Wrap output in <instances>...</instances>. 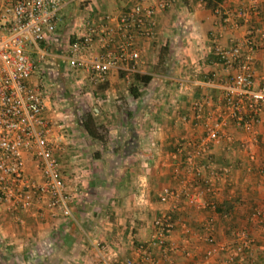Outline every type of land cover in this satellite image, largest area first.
I'll return each instance as SVG.
<instances>
[{
    "label": "crops",
    "instance_id": "crops-1",
    "mask_svg": "<svg viewBox=\"0 0 264 264\" xmlns=\"http://www.w3.org/2000/svg\"><path fill=\"white\" fill-rule=\"evenodd\" d=\"M71 1L64 0L55 24L56 41L48 42L50 55L35 65L31 81L42 85L47 139L73 197L72 217L53 214L39 204L28 209L0 205V264H101L102 259L120 264H221L226 253L217 247L238 227L250 231L259 245L260 231L248 215L238 214L259 204L262 196L258 167L264 164V108L254 125L255 142L226 120L223 129L229 139L223 145L227 149L215 145L209 153L217 166L231 167L229 181L218 184L220 201L232 196L243 202L228 219L183 199L160 202L158 194L164 187L179 185L183 156L203 134L201 123L180 125L177 117L191 114L190 102L196 99L207 100L203 111L213 117L214 102L224 92L229 71L215 62L213 46L238 44L244 51L245 40L251 38L252 88H264V0H222L214 10L196 0H166L162 9L156 7L159 0H141L154 7V35L137 38L140 52L133 72L151 79L146 85L135 83L133 72L121 67L111 69L107 81L96 85L99 95L95 93L94 99L99 101L95 100L91 112L93 117L98 113L99 122L94 120L107 131L105 146L91 141L79 126L74 129L79 125L71 103L75 91L69 88L93 85L81 70L69 78L56 55L73 39L79 20L99 24L103 14L115 19L135 0H83L89 9L81 3L75 7L79 0L73 1V8ZM253 1L255 9L250 11ZM98 50L95 45L87 56ZM182 79L185 92L177 86ZM207 80L212 85L203 83ZM129 86L136 96L129 94ZM239 143L255 151L253 162L237 149ZM24 172L35 180L41 178L31 154H24ZM160 216L169 217L172 226L158 229L154 220ZM207 233L213 243L204 240ZM252 253L233 264H264V246Z\"/></svg>",
    "mask_w": 264,
    "mask_h": 264
},
{
    "label": "built area",
    "instance_id": "built-area-1",
    "mask_svg": "<svg viewBox=\"0 0 264 264\" xmlns=\"http://www.w3.org/2000/svg\"><path fill=\"white\" fill-rule=\"evenodd\" d=\"M196 1L204 4L208 0ZM166 4V0H159L156 7L162 9ZM255 5L256 2H251L249 10H254ZM64 6V0H0V205L28 209L39 204L53 214L68 218L72 217L73 197L49 147L48 121L42 114V85L31 81L35 65L50 55L47 44L56 41V19ZM83 7L89 9L90 5L86 2ZM153 12L152 5L135 0L115 19L103 14L98 17L99 24H94L83 18L75 23L73 39L56 56L70 72L81 70L93 86L106 82L111 69L123 67L133 72L140 52L137 38L149 39L154 35ZM109 20L114 22L109 24ZM95 45L98 52L87 56ZM244 46V51L238 44L227 48L213 46L215 62L229 71L224 92L214 102L213 117L205 116L203 111L207 100L198 99L190 102L191 114L177 117L180 125L201 123L203 134L183 156L179 185L164 187L158 194L160 202L183 199L188 205L213 212L221 197L218 184H226L231 175L229 165L217 166L209 159L213 146L226 148L223 141L229 137L223 129L225 121L230 120L233 127L243 130L255 142L254 125L264 108V88H252V39H246ZM203 83L212 85L209 80ZM177 86L181 92L187 90L183 79L177 81ZM237 149L245 153L248 162L255 160V151L245 149L243 143ZM178 150L182 152L181 147ZM24 154L35 158L40 180L25 174ZM258 175L263 186L261 200L248 208L247 215L248 221L260 231L262 240L256 245L245 227L234 228L230 239L217 247L226 253L221 264H233L240 257L251 256L257 247L263 249L264 164L258 167ZM154 225L163 230L172 223L169 217L160 216L155 218ZM204 240L213 243V236L207 233ZM101 264L120 263L102 259Z\"/></svg>",
    "mask_w": 264,
    "mask_h": 264
},
{
    "label": "trees",
    "instance_id": "trees-1",
    "mask_svg": "<svg viewBox=\"0 0 264 264\" xmlns=\"http://www.w3.org/2000/svg\"><path fill=\"white\" fill-rule=\"evenodd\" d=\"M222 0H208L204 3V6L210 10H214L216 6ZM213 55V54H212ZM132 79L135 83H140L142 85H146L151 76L147 74H139L137 72L132 73ZM128 92L131 96H136V91L132 86L128 87ZM127 119L130 117L129 112L125 113ZM79 128L82 132L93 142L101 144L105 146L107 144V131L101 124H97L94 120L93 113L91 111H84L77 118ZM93 156L97 155V152L94 151L92 153ZM243 206V202L238 197L226 196L215 206L214 212L220 215L221 217H225L228 219L230 215H232L235 209ZM247 211H244L242 214L238 215H247ZM241 219V218H240Z\"/></svg>",
    "mask_w": 264,
    "mask_h": 264
},
{
    "label": "rangeland",
    "instance_id": "rangeland-1",
    "mask_svg": "<svg viewBox=\"0 0 264 264\" xmlns=\"http://www.w3.org/2000/svg\"><path fill=\"white\" fill-rule=\"evenodd\" d=\"M73 1L74 0L71 1V4L74 3ZM80 3L84 6V4L86 2H84L83 0H79L78 2L75 3V5H76L75 7L80 8L81 7ZM72 7L74 8L73 4H72ZM72 24H73V22H72ZM65 71H66L67 74H70L69 78L75 75L74 72H70L69 70H65ZM67 81H69V84L72 82L71 79L67 80ZM96 87L97 86L88 85L87 87L79 86V87H76V88H74V87L73 88H69L70 89L69 91H71L72 89L75 91V93L71 95V97H72L71 98L72 99L71 103L74 106V109L76 110V112H75L76 117L80 116L81 113L84 112V111H91V108L93 106H97L96 101H99V100L94 99V97H96V94L99 95L98 93H96V91L98 90V88H96ZM85 90H88L90 92V94L86 95L84 93ZM102 97L103 96H101L99 98H102ZM120 98H123L122 94L120 95ZM113 100H116V98H114ZM97 117H98V113L95 114L94 118L96 119L97 122H99L100 119H98ZM125 122L128 123L129 122V118L127 120L125 118ZM77 126H79V125L76 124L74 126L75 130L77 129ZM250 207H251V205H250Z\"/></svg>",
    "mask_w": 264,
    "mask_h": 264
},
{
    "label": "bare ground",
    "instance_id": "bare-ground-1",
    "mask_svg": "<svg viewBox=\"0 0 264 264\" xmlns=\"http://www.w3.org/2000/svg\"><path fill=\"white\" fill-rule=\"evenodd\" d=\"M86 2H88V1H86Z\"/></svg>",
    "mask_w": 264,
    "mask_h": 264
}]
</instances>
